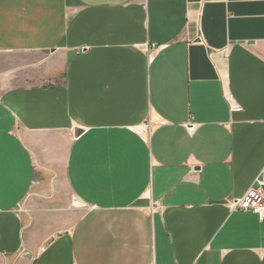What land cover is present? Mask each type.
Masks as SVG:
<instances>
[{
  "label": "crops",
  "instance_id": "1",
  "mask_svg": "<svg viewBox=\"0 0 264 264\" xmlns=\"http://www.w3.org/2000/svg\"><path fill=\"white\" fill-rule=\"evenodd\" d=\"M258 180L264 0H0V264H264Z\"/></svg>",
  "mask_w": 264,
  "mask_h": 264
},
{
  "label": "built area",
  "instance_id": "2",
  "mask_svg": "<svg viewBox=\"0 0 264 264\" xmlns=\"http://www.w3.org/2000/svg\"><path fill=\"white\" fill-rule=\"evenodd\" d=\"M151 127L152 124H148L144 130L149 131ZM187 128L189 131H193L195 124L190 123ZM230 208L232 211L253 212L261 218L264 217V180H258L242 198L233 199L230 202Z\"/></svg>",
  "mask_w": 264,
  "mask_h": 264
},
{
  "label": "rangeland",
  "instance_id": "3",
  "mask_svg": "<svg viewBox=\"0 0 264 264\" xmlns=\"http://www.w3.org/2000/svg\"><path fill=\"white\" fill-rule=\"evenodd\" d=\"M60 201H59V205H61L58 209L59 210H63L65 209L67 210H80L82 208H80V203L75 199L74 195L69 192L68 188L61 184L60 185ZM30 206V201H26L24 202V204H22V207H28ZM73 213V212H72Z\"/></svg>",
  "mask_w": 264,
  "mask_h": 264
}]
</instances>
